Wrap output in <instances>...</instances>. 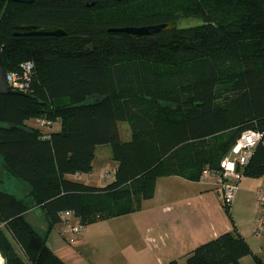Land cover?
<instances>
[{"label": "trees", "instance_id": "16d2710c", "mask_svg": "<svg viewBox=\"0 0 264 264\" xmlns=\"http://www.w3.org/2000/svg\"><path fill=\"white\" fill-rule=\"evenodd\" d=\"M172 21L145 37L110 30ZM30 25L67 33L20 34ZM0 51L10 72L34 63L28 91L0 93L2 165L34 201L0 186L6 264H68L48 244L64 211L84 226L141 210L160 176L200 181L247 130L263 137L243 173L264 177V0H0ZM38 117L61 129L29 124ZM104 145L118 163L111 182L68 177L92 172ZM34 206L43 233L28 219ZM252 252L234 225L185 264H243Z\"/></svg>", "mask_w": 264, "mask_h": 264}, {"label": "crops", "instance_id": "0c3cea01", "mask_svg": "<svg viewBox=\"0 0 264 264\" xmlns=\"http://www.w3.org/2000/svg\"><path fill=\"white\" fill-rule=\"evenodd\" d=\"M56 129L60 130L61 125ZM52 130H55L54 127ZM104 146L97 149L92 172L68 177L99 185L94 182L96 164L107 166L111 163L113 169L118 166L111 158L108 145ZM100 148H105V152L101 153ZM253 179L260 180L254 187L256 193L264 177ZM5 181H8L7 178ZM8 182L13 193L30 203L34 202L27 184L16 178ZM237 195L231 204V217L225 209L221 185L214 176L200 181L178 175L160 176L154 197L144 201L141 210L84 225L76 234L68 229L65 222H61L49 234L48 244L68 264H164L175 259L179 264H185L188 254L197 246L232 231L235 225L253 249L256 235L249 229L250 223L247 224L235 212L241 199ZM250 209L254 229L260 211L258 201ZM28 219L40 232L47 229L45 215L39 207L30 209ZM78 222L77 218L72 219V223ZM56 231L66 239L68 234L73 236L75 249H70L63 241L55 243L53 237ZM247 258L248 255L243 257L242 263L252 264Z\"/></svg>", "mask_w": 264, "mask_h": 264}, {"label": "built area", "instance_id": "2783aa9c", "mask_svg": "<svg viewBox=\"0 0 264 264\" xmlns=\"http://www.w3.org/2000/svg\"><path fill=\"white\" fill-rule=\"evenodd\" d=\"M34 68V63L31 61L25 62L22 65L20 71H8V85L13 91L26 92L28 91L31 74ZM42 125L54 124L46 118L38 119ZM263 134L257 130H247L241 134L237 142L231 148L229 153L221 160L220 168L216 171L210 169L205 170L202 179L208 176H214L217 182L221 185L224 205L231 206L239 189L242 179L245 177L243 173V167L249 162L253 155L254 149L258 142L261 141ZM116 169L108 170L104 177L107 179L112 173H115ZM256 197L260 206V211L257 215L258 227L256 234H264V182L256 188ZM65 223L70 231L73 233L81 232L83 225L78 223H72V219L75 218L74 213L70 210L62 213ZM0 264H6V259L0 250Z\"/></svg>", "mask_w": 264, "mask_h": 264}, {"label": "rangeland", "instance_id": "374dc122", "mask_svg": "<svg viewBox=\"0 0 264 264\" xmlns=\"http://www.w3.org/2000/svg\"><path fill=\"white\" fill-rule=\"evenodd\" d=\"M200 21L197 19H185L180 21L179 25L180 26H188V25H195L198 24ZM44 117H38L35 118V120H30L29 124L33 125V126H37L40 127V129H42L44 132L49 133V131H52L53 127L55 130H57L56 128L59 127V125H61L60 123H56L54 122V124L51 125H42L40 122H38V119H43ZM129 125L128 123H122L121 124V131L122 134L125 138H129L130 137V131H129ZM105 147V146H104ZM100 152L104 153L105 152V148H100ZM108 150H110V147L108 146ZM111 153V152H110ZM113 169L112 164L109 163L107 166H102L100 164H96V171H95V177H94V182L99 183V185L101 184H105L108 182H111L114 179L115 173H112L111 176L109 178H105L104 175L105 173L110 170ZM7 178V180H11V181H15V178L13 176H11L3 167L2 165V159L0 156V186L2 187V189L13 192V189L10 188L11 184L8 181H5ZM260 182V180H255L251 177L248 178H243L241 183H240V188L241 190L238 192L239 194L237 195L238 197L241 196V199H239V203L237 204L236 208H235V212L237 213V215L240 218H243L245 220V222L248 224L250 223V230L252 233H254L255 239H254V251L248 255L247 261L250 262H254L255 261V255H259L262 257L263 261H264V234L262 235H258L256 234V230L258 227V222L256 220V227H254L253 229V224H252V211L250 209V206H253L255 201H257L256 198V193L254 192V187ZM67 239L63 236H61V234H59L57 231L54 233V237H53V241L55 243H61L62 241L64 243H66V245H68L70 247V249H75V241L73 239V236L66 235ZM76 239V238H75ZM252 249V250H253Z\"/></svg>", "mask_w": 264, "mask_h": 264}, {"label": "water", "instance_id": "95a60500", "mask_svg": "<svg viewBox=\"0 0 264 264\" xmlns=\"http://www.w3.org/2000/svg\"><path fill=\"white\" fill-rule=\"evenodd\" d=\"M22 2H31L32 0H16ZM177 27V22H164L143 26H126V27H118L111 28V31L118 32H128L138 37L151 36L156 33H160L169 29H173ZM67 31L63 28L56 26H38V25H30L26 27V31L21 32L20 34H44V35H63L66 34ZM12 90L8 85V70L5 67V61L3 59L2 53L0 51V93H10Z\"/></svg>", "mask_w": 264, "mask_h": 264}]
</instances>
